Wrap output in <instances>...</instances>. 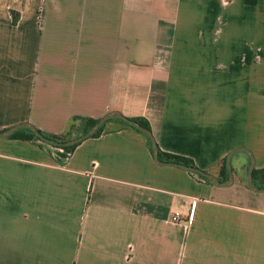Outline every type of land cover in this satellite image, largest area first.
<instances>
[{
	"label": "crops",
	"instance_id": "0c3cea01",
	"mask_svg": "<svg viewBox=\"0 0 264 264\" xmlns=\"http://www.w3.org/2000/svg\"><path fill=\"white\" fill-rule=\"evenodd\" d=\"M262 90L264 0H0V129L114 110L221 177L236 146L264 166ZM117 118L70 152L0 138V264H264L247 151L219 185Z\"/></svg>",
	"mask_w": 264,
	"mask_h": 264
},
{
	"label": "water",
	"instance_id": "95a60500",
	"mask_svg": "<svg viewBox=\"0 0 264 264\" xmlns=\"http://www.w3.org/2000/svg\"><path fill=\"white\" fill-rule=\"evenodd\" d=\"M113 116L119 117L120 119H122L123 121L128 123L129 125L135 127L136 129H138L139 131L144 133L149 138L150 143H151L152 155H153V158L156 162L167 163V164L176 165V166L186 168L188 170H191L193 172H196V173L203 175L210 182H213V183H216L219 185H228V184L232 183L233 174L231 171L229 173V177L226 180H222L221 177H219L218 175H216L210 171H207L205 169H202V168L198 167L197 165L188 164V163L181 162V161H174V160L165 161V160L160 159L158 144H157L156 139H155L154 135L152 134L150 128L143 125L138 120H136L132 117L123 115L122 113H120L118 111H114V110L108 111L105 114H103L102 116L98 117L97 121L94 124H92L86 131L79 133V134H76V135H73V136H71L67 139H64V140L55 139V138L48 137V136L44 135L41 131H39V129L37 127H35L32 123H30L28 121H22V122L14 124V125H11L9 127L0 129V138L5 137V136H9L15 130H17L21 127H28L35 133L36 136H38L41 140H43L44 142H46L48 144L56 145V146H69V145L75 144V143L83 140L86 137L91 136L106 120H108L109 118H111ZM239 149H243V150L247 151L249 153V156H250V162H249V167H248L247 176H246V184L251 189H253L255 191H264V186L258 187V186H255L253 184L252 172L254 169V157H253L252 151H250V149H248L245 146H236V147L232 148L226 156L227 166L230 167V165H231L230 159H231L232 153L236 150H239Z\"/></svg>",
	"mask_w": 264,
	"mask_h": 264
},
{
	"label": "trees",
	"instance_id": "16d2710c",
	"mask_svg": "<svg viewBox=\"0 0 264 264\" xmlns=\"http://www.w3.org/2000/svg\"><path fill=\"white\" fill-rule=\"evenodd\" d=\"M134 119L138 120L140 123H142L143 125L149 127L148 123L146 121H144L141 118H137V117H133ZM98 118L96 117H90V116H82V115H74L72 116V118L70 119L67 128L65 129L64 132L60 133V134H54V133H48L45 132L41 129H39V131H41L44 135L48 136V137H52L55 139H60V140H64L67 139L73 135L82 133L84 131H86L92 124H94L97 121ZM110 120V119H109ZM117 120L121 121L125 126H128L132 129H134L135 131L139 132L141 135H143L148 147L151 149V143L149 138L142 133L141 131H139L138 129H136L135 127L129 125L128 123H126L125 121H123L120 118H117ZM108 120H106L91 136H95L98 135L106 126V122ZM9 137H19V138H23V139H30V138H37L40 139L38 136L35 135V133L28 127H22L19 128L17 130H15L13 133H11L9 135ZM80 142V141H79ZM79 142L69 145V146H56L53 145L55 147H59V148H63L64 150L70 152ZM159 157L162 160H174V161H181V162H185L188 164H193L195 165V163L193 162V160L191 158L185 157L183 155H179L176 153H171V152H167V151H162L159 149ZM223 172L224 174L221 175V179L222 180H226V178L228 177V173H227V169L225 166V159H223ZM202 179L206 180L209 182V180L204 177L203 175L197 173ZM252 176H253V180L255 181L256 179H259V182L256 183V185L258 186H264V166L262 167H254L253 172H252ZM261 179V180H260Z\"/></svg>",
	"mask_w": 264,
	"mask_h": 264
},
{
	"label": "rangeland",
	"instance_id": "374dc122",
	"mask_svg": "<svg viewBox=\"0 0 264 264\" xmlns=\"http://www.w3.org/2000/svg\"><path fill=\"white\" fill-rule=\"evenodd\" d=\"M262 91H264V90H262ZM262 109H263V106H264V99L262 98ZM262 113H263V110H262ZM264 114V113H263ZM262 114V115H263ZM263 117V116H262ZM262 130H264V122H262ZM46 143V142H45ZM49 145H51V144H49ZM52 146V145H51ZM53 148L55 147V146H52ZM57 148H59V147H57ZM225 166H226V164H225ZM248 168V167H247ZM227 169V168H226ZM228 170H230L231 172H232V174H233V171H232V169H231V167L230 168H228ZM208 171H211V169L210 170H208ZM223 174H224V172H223ZM246 174H247V169L245 170V172H244V175L240 178V180H241V182H242V184H243V187L244 188H246V189H249V190H251V191H255V190H253V189H251L247 184H246ZM227 179V178H226ZM233 179H234V176L232 177V181H233ZM261 180V179H260ZM259 182V179H256L255 181L253 180V184L255 185V186H258V185H256V183H258ZM259 187V186H258ZM252 193V192H251ZM257 195H262V196H264V192H259V193H257Z\"/></svg>",
	"mask_w": 264,
	"mask_h": 264
},
{
	"label": "built area",
	"instance_id": "2783aa9c",
	"mask_svg": "<svg viewBox=\"0 0 264 264\" xmlns=\"http://www.w3.org/2000/svg\"><path fill=\"white\" fill-rule=\"evenodd\" d=\"M171 219L173 221H181V214L179 211H175L172 216H171Z\"/></svg>",
	"mask_w": 264,
	"mask_h": 264
}]
</instances>
